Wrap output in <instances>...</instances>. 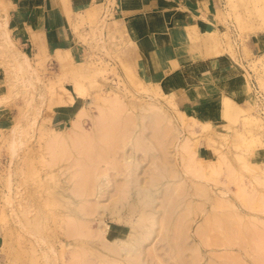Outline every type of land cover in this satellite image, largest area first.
Masks as SVG:
<instances>
[{"label":"rangeland","instance_id":"374dc122","mask_svg":"<svg viewBox=\"0 0 264 264\" xmlns=\"http://www.w3.org/2000/svg\"><path fill=\"white\" fill-rule=\"evenodd\" d=\"M217 1L218 30L192 44L248 88L219 123L161 86L187 44L156 40L155 73L114 0H55L78 41L35 33V54L0 0V264H264V0Z\"/></svg>","mask_w":264,"mask_h":264},{"label":"crops","instance_id":"0c3cea01","mask_svg":"<svg viewBox=\"0 0 264 264\" xmlns=\"http://www.w3.org/2000/svg\"><path fill=\"white\" fill-rule=\"evenodd\" d=\"M55 0H9V28L25 54L37 52L33 34L44 38L55 51L64 49L78 38L69 31ZM75 10H91L102 0H71ZM41 2V7L38 6ZM112 13L130 40L139 45L152 60L156 73V40L182 41L187 45L170 48L173 57L158 69L161 86L175 92L181 99L182 112L193 113L201 122H222L225 100L232 111L239 112L247 105V82L238 64L227 56L205 57L192 44L195 37L218 30L217 0H114ZM144 42V43H142ZM147 42L149 43L147 45ZM143 44H145L143 46ZM151 45V46H150ZM168 49L165 50V53ZM193 53H192V52ZM33 52V53H32ZM35 52V53H34ZM149 59V60H150ZM158 75V77H160Z\"/></svg>","mask_w":264,"mask_h":264},{"label":"bare ground","instance_id":"6f19581e","mask_svg":"<svg viewBox=\"0 0 264 264\" xmlns=\"http://www.w3.org/2000/svg\"><path fill=\"white\" fill-rule=\"evenodd\" d=\"M145 193H147V196H146L147 199H148V198H151L150 191H146ZM148 193L150 194L149 197H148V195H149ZM151 193H152V192H151ZM169 197H170V196H169ZM164 199H166V198H164ZM168 199H169V198H168ZM168 199H167V203H168V201H169ZM165 202H166V200H165ZM167 203L165 204V205H166V206H165L166 208H167V206H169ZM171 203H172V201H171ZM163 204H164V203H163ZM169 204H170V202H169ZM152 220H153V219H152ZM153 223H154V222H153ZM152 226H153V225H152ZM135 237H136V236H135ZM132 241H133L132 244H130L132 248H133V246H134V242H136V241H137V242H140V240H139L138 238H137V240H134V238H133ZM142 241H143V240H142ZM126 242H127V241H126ZM129 243H130V242H129ZM121 247H122V246H121ZM115 248H116V247H115ZM115 248H114V249H115ZM122 248H123V247H122ZM125 248H126V247H125ZM130 249H131V248H130ZM115 250H116V249H115ZM123 250H125V249H123ZM129 252H130V251H129ZM133 255H134V254H133Z\"/></svg>","mask_w":264,"mask_h":264},{"label":"built area","instance_id":"2783aa9c","mask_svg":"<svg viewBox=\"0 0 264 264\" xmlns=\"http://www.w3.org/2000/svg\"><path fill=\"white\" fill-rule=\"evenodd\" d=\"M252 87L256 90V86L254 83H252ZM257 92V91H256ZM258 93V92H257ZM258 98H262L261 95H258Z\"/></svg>","mask_w":264,"mask_h":264}]
</instances>
